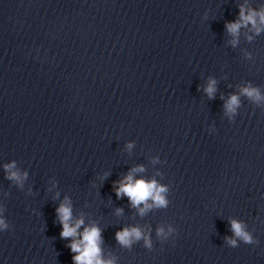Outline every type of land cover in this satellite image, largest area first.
Instances as JSON below:
<instances>
[{
	"label": "water",
	"instance_id": "obj_1",
	"mask_svg": "<svg viewBox=\"0 0 264 264\" xmlns=\"http://www.w3.org/2000/svg\"><path fill=\"white\" fill-rule=\"evenodd\" d=\"M238 5L264 0H0V264H73L64 198L113 264H264V26L230 43ZM136 166L166 187V206L140 214L116 197ZM130 227L150 247L115 240Z\"/></svg>",
	"mask_w": 264,
	"mask_h": 264
},
{
	"label": "clouds",
	"instance_id": "obj_2",
	"mask_svg": "<svg viewBox=\"0 0 264 264\" xmlns=\"http://www.w3.org/2000/svg\"><path fill=\"white\" fill-rule=\"evenodd\" d=\"M237 19L225 22V31L233 37L230 41L233 45L236 43L235 37L238 30L241 27L251 25L252 30L258 33L261 30V26H264V5H261L259 11L252 8H246L245 5H238ZM250 39V37H249ZM203 91L209 98H212L215 92V81L209 80ZM240 93L251 98L252 100L259 102L262 97L255 87L245 86L239 89ZM223 99V97H221ZM239 104V99L236 94H230L223 103V108L226 113L234 114L235 109ZM129 148L131 144L127 145ZM14 165L12 163L3 165L6 173L5 178L15 180L19 183L24 178V173H18L12 170ZM141 166L132 168L127 174L122 176L119 180L113 182V191L117 198L124 195L128 198L132 207H137L138 212H143L153 206L163 207L166 206V199L164 193L166 187L157 184L154 179L145 180L143 178H134V173L142 172ZM106 175V174H105ZM104 177L102 176L101 179ZM151 203H148V201ZM120 210L117 209V212ZM56 219L60 226L59 236L63 238H71L67 244V247L72 255L71 259L73 264H113L111 260H105L100 255V229L92 224L85 226L82 231L78 233L81 225L84 223L82 218L73 219L71 204L67 198H64L63 202L59 203L55 208ZM229 230L233 236L239 238L244 243H252V237L243 230V225L237 220H229ZM6 224L2 218H0V230L4 229ZM174 230L169 227L168 232ZM157 235L167 236V233L163 232L161 228L156 229ZM115 240L122 246H128L135 240L143 239L144 245L150 247V241L147 234H143L136 227L122 228L114 234ZM227 243L231 247L236 246V240L231 237H225Z\"/></svg>",
	"mask_w": 264,
	"mask_h": 264
}]
</instances>
